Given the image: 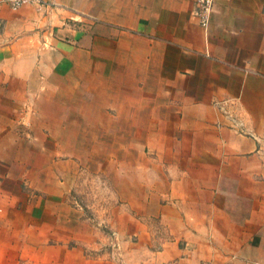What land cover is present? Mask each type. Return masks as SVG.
Returning <instances> with one entry per match:
<instances>
[{"label": "crops", "instance_id": "1", "mask_svg": "<svg viewBox=\"0 0 264 264\" xmlns=\"http://www.w3.org/2000/svg\"><path fill=\"white\" fill-rule=\"evenodd\" d=\"M191 8L192 0H0V133H13L16 110L41 95L134 112L164 165L149 215L171 234L151 248L152 234L134 221L130 250L100 253L73 209L49 215L52 241L36 236L18 264H264V0H216L206 27ZM226 97L236 105L218 102ZM228 106L245 116L243 132L221 113Z\"/></svg>", "mask_w": 264, "mask_h": 264}, {"label": "rangeland", "instance_id": "2", "mask_svg": "<svg viewBox=\"0 0 264 264\" xmlns=\"http://www.w3.org/2000/svg\"><path fill=\"white\" fill-rule=\"evenodd\" d=\"M84 98L36 96L14 113L13 133H0V264H18L36 236L52 241L46 230L56 224L44 221L49 215L72 217L73 209L100 238V253L130 250L124 235L138 220L152 234L151 248L170 239L166 223L149 215L158 194L150 189L164 182L156 172L164 165L150 150L156 135L134 125V112L105 103L115 109L100 113ZM231 101L236 105L232 97L218 102ZM227 109L221 112L227 122L243 132V113ZM63 229L69 232V224Z\"/></svg>", "mask_w": 264, "mask_h": 264}, {"label": "built area", "instance_id": "3", "mask_svg": "<svg viewBox=\"0 0 264 264\" xmlns=\"http://www.w3.org/2000/svg\"><path fill=\"white\" fill-rule=\"evenodd\" d=\"M216 0H192L191 15L197 21V23L206 27L209 22L210 13ZM45 0H6V3L12 7L17 8L27 3L43 4ZM227 264H234L233 262Z\"/></svg>", "mask_w": 264, "mask_h": 264}]
</instances>
